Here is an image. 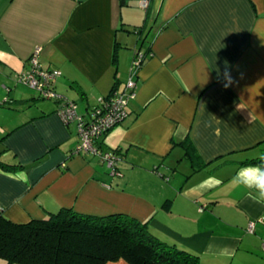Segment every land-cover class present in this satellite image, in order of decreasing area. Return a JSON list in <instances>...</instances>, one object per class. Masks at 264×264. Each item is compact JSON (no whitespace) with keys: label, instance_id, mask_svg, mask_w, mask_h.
<instances>
[{"label":"crops","instance_id":"0c3cea01","mask_svg":"<svg viewBox=\"0 0 264 264\" xmlns=\"http://www.w3.org/2000/svg\"><path fill=\"white\" fill-rule=\"evenodd\" d=\"M37 48L41 64L61 72L55 92L81 116L121 89L136 51L145 53L128 117L99 147L127 149L153 171L111 177L78 151L76 123L61 120L55 101L19 91ZM186 137L207 164L196 172L183 159ZM262 142L264 0H0V161L22 166L0 167L7 220L123 214L200 264H251L236 259L252 255L264 264V199L237 177Z\"/></svg>","mask_w":264,"mask_h":264},{"label":"trees","instance_id":"16d2710c","mask_svg":"<svg viewBox=\"0 0 264 264\" xmlns=\"http://www.w3.org/2000/svg\"><path fill=\"white\" fill-rule=\"evenodd\" d=\"M134 32L141 35L143 28L138 27ZM115 58L116 54L113 64ZM261 145V157L248 160L245 165L255 164L264 169L261 159L264 142ZM180 146L184 150L183 159L190 162L193 171L207 165L188 137ZM113 151L122 156L120 150ZM0 167L7 171L22 168L17 162L1 161ZM0 259L6 264H107L119 260L127 264H200L196 255L155 237L147 223L123 214L95 217L76 214L69 209L26 224L7 220L0 210Z\"/></svg>","mask_w":264,"mask_h":264},{"label":"built area","instance_id":"2783aa9c","mask_svg":"<svg viewBox=\"0 0 264 264\" xmlns=\"http://www.w3.org/2000/svg\"><path fill=\"white\" fill-rule=\"evenodd\" d=\"M147 2V1H146ZM40 48H37L28 59V68L19 75L18 83L34 90L43 100L55 101L57 115L65 124L76 123L79 138L78 151L97 156L102 164H106L111 177H122L119 163L123 160L113 150L104 151L99 147V139L109 134L128 117V106L135 97L136 74L145 61V53L137 50L128 71L126 83L121 89H114L106 98L100 100L98 106L81 116L77 105L68 101L54 90V83L61 76L56 69L45 68L40 62ZM254 224H248L247 232L253 234Z\"/></svg>","mask_w":264,"mask_h":264},{"label":"rangeland","instance_id":"374dc122","mask_svg":"<svg viewBox=\"0 0 264 264\" xmlns=\"http://www.w3.org/2000/svg\"><path fill=\"white\" fill-rule=\"evenodd\" d=\"M133 36V37H132ZM130 39H132L133 40V42L132 43H130V51H128L129 53H127V55L126 56H128L127 57V59H129V58H131L133 55H134V51H135V46H136V41H138V37L135 35V34H132L131 35V37H130ZM129 54H130V56H129ZM131 61H132V59H131ZM131 63V62H130ZM122 64H123V62H122ZM128 66V65H127ZM127 66H126V68H127ZM123 67H124V65H122L121 66V69H118L117 70V75H118V77L121 79V81L123 82L124 80H122V78L124 77V79H125V76H124V74H125V70H123ZM128 71H129V66H128V68H127V76H128ZM126 81H127V78H126V80H125V83H126ZM56 83V82H55ZM55 83H54V86H55ZM124 83V84H125ZM17 87H18V89H19V91H21V92H23V93H25L27 96H32V97H34L35 99H36V101H39V102H43L44 100L42 99V98H38V94L34 91V90H32V89H29V88H27V87H25L24 85H22V84H19V83H14ZM77 101H79V100H77ZM35 105V104H34ZM8 121H9V116L7 115V123H8ZM102 150H104V151H109L111 148H108V147H105V145L104 144H102ZM125 152H126V154H125ZM127 156V159L128 160H122L120 163H119V170L121 171V173L123 174V175H126L130 170H133L135 167H139V169H135L136 170V172H143L142 170L144 169H146V171H149V172H151V171H153L152 170V168H148L147 166H146V164L144 165V164H141L142 162H141V160H140V157H139V155H136L135 157H133L132 156V154H131V152L130 151H127V149H125L123 152H122V156L124 157V156ZM94 158H96V160H98L99 158L97 157V156H94ZM98 158V159H97ZM129 158H130V160H133L132 162H130L129 161ZM123 159H125V158H123ZM129 163H131L132 165H135V166H132L131 164H129ZM184 165L183 166H188V163L186 162V161H184V163H183ZM100 166V168L104 171V172H107V173H110V170L107 168V166H106V164H101V165H99ZM131 168H133V169H131ZM142 169V170H141ZM141 170V171H140ZM143 174V173H142ZM247 231V230H246ZM246 236L247 237H249L250 238V240H253V239H255L254 237H253V235H249V233L248 232H246ZM245 255V254H244ZM238 258H240V260L242 259L243 261H250L251 262V264H257V262H259V263H261L262 261H258V260H256V257L254 258L253 257V255L252 256H248L247 258H246V260H245V257H237V259L236 260H238ZM254 258V259H253ZM2 262H4L2 259H0ZM233 264H235V261L233 262Z\"/></svg>","mask_w":264,"mask_h":264},{"label":"clouds","instance_id":"9594fccd","mask_svg":"<svg viewBox=\"0 0 264 264\" xmlns=\"http://www.w3.org/2000/svg\"><path fill=\"white\" fill-rule=\"evenodd\" d=\"M264 160V157L261 158ZM237 177L239 181L248 187H255L259 190V198L264 199V169L259 166H246L241 168Z\"/></svg>","mask_w":264,"mask_h":264}]
</instances>
